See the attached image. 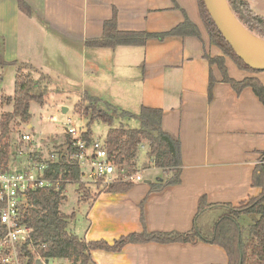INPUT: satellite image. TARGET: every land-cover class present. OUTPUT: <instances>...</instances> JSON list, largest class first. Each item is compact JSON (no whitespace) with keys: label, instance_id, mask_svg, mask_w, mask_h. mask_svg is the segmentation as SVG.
<instances>
[{"label":"crops","instance_id":"1","mask_svg":"<svg viewBox=\"0 0 264 264\" xmlns=\"http://www.w3.org/2000/svg\"><path fill=\"white\" fill-rule=\"evenodd\" d=\"M18 1L0 0L4 61L36 67L46 74L47 82L53 73L62 72L68 78H74L75 71L95 77L100 91L85 94L99 98L102 107L110 104V110L117 113L137 115L141 106L160 108L162 128L180 144L178 183L150 190L151 182L166 179V173L152 165L145 168L155 172L151 178L144 177L143 169L136 166L142 179L123 192L86 185L91 196L80 197V220L70 231L86 240L107 242L143 230L187 232L193 226L201 196L209 204L237 205L260 192L252 185V175L264 151V105L249 86L237 93L222 80L216 64L208 62L205 55L222 53L209 40L197 0H21L30 7V14L19 8ZM114 11L120 30L163 32L188 18L200 36H168L160 41L148 40L145 45L115 48L85 46L86 38L101 34L103 22ZM35 19L49 34L38 60L28 37L19 35L27 21ZM224 63L230 78L240 81L253 77L264 86V70L241 68L227 55ZM209 71L214 79L211 87ZM108 80L110 83L103 86ZM92 138L96 139L94 135ZM63 139L54 145L65 146ZM28 144L14 154L13 163L23 162L20 156L26 158L28 152L37 158L51 151ZM212 211L200 215L202 223L210 220ZM73 212L69 222L75 219ZM243 216L251 215H240V224ZM226 263L222 247L196 240L130 242L119 251L93 249L88 264Z\"/></svg>","mask_w":264,"mask_h":264},{"label":"trees","instance_id":"2","mask_svg":"<svg viewBox=\"0 0 264 264\" xmlns=\"http://www.w3.org/2000/svg\"><path fill=\"white\" fill-rule=\"evenodd\" d=\"M238 20L257 37L264 40V16L252 12L246 0H227ZM199 14L212 44L219 48L221 55L209 57L205 55L210 64H216L221 72L222 80L229 82L232 88L239 93L245 86L251 87L261 103L264 105V86L253 77L240 81L230 78L224 63V55L231 57L236 64L249 71H258L248 66L237 56L224 39L212 18L210 17L203 0H197ZM19 8L30 14L28 7L21 0ZM200 36L199 30L188 18L178 23L173 28L163 32H148L134 30H120L117 28V18L114 11L111 18L103 22L102 32L99 36L86 38L84 45L87 47L115 48L119 45H145L148 40H163L168 36ZM4 65L16 64L15 61H4ZM42 78H35L29 72L16 67L14 75L13 95L0 97L2 104L11 105V109L0 114V140L5 142V151L2 161L8 159V138L12 125L27 123L31 113V101L43 104L47 94L42 86ZM214 79L209 71V87ZM89 101V119L85 125L82 137L87 143L93 139L91 124L94 120H101L109 125L101 144L107 152V157L119 167L128 170L136 169L139 148L147 146L145 155L152 165L166 173L163 182L150 183V190L159 189L165 185L176 184L180 181L181 155L179 141L166 132L161 125L162 110L148 106H141L137 115L127 111L117 113L110 110V104L99 105V98L85 94ZM135 117L139 126L129 127L120 123L112 126L115 116ZM69 136L66 134L65 146L57 145L52 151L57 155L56 160L45 170L44 175L54 180V185L44 189L28 191V205L20 211V223L32 229L30 238L22 244V259L25 264H35L36 257L46 260L71 259L77 264H88L91 260L93 249L119 251L126 243L156 241L167 243L171 241L204 242L219 245L227 254L226 264H264V151L262 162L256 165L252 175V185L259 187L260 192L237 205L229 203L206 202V198H199L197 212L193 226L187 232H131L122 235L112 242L104 239L86 240L68 229L69 221L74 217V212L64 213L60 210V203L65 199L64 189L68 183L77 185L81 197H90L87 186L82 182L81 170L76 162H67L69 152ZM65 147V148H64ZM64 148V149H63ZM71 149V148H70ZM132 182H114L105 189L108 191L123 192L132 186ZM2 203H0V207ZM142 219L143 201L139 204ZM208 209L218 212L216 218L205 224L200 215ZM255 215L243 233V226L238 218L240 215ZM0 264H7L0 260Z\"/></svg>","mask_w":264,"mask_h":264},{"label":"rangeland","instance_id":"3","mask_svg":"<svg viewBox=\"0 0 264 264\" xmlns=\"http://www.w3.org/2000/svg\"><path fill=\"white\" fill-rule=\"evenodd\" d=\"M249 7L252 12L264 16V0H248ZM25 28L19 32L20 36H27L30 46H33V53L35 54V59H41L40 53L44 51V46L48 42L49 34L45 33L40 29V24L38 20L27 23L24 26ZM29 28V29H27ZM3 41L0 39V97L4 95H13L14 91V75L16 72V67L22 68L24 72H29L35 78H44L42 79V86L46 89L47 94L45 96V101L43 104H40L36 101H31L29 105V111L31 113L30 120L27 123H22L19 125L13 124L11 133L9 134L8 140L13 142V150L16 147V151L23 146L29 145L30 142L38 146H45L51 150L55 149L54 144L59 143L66 134L64 131V125L62 122L66 120L67 117H70L77 127H85L89 119V101L85 98V92L89 94H95L97 91H100L98 88V82L95 77L91 76H81L80 71L73 72L74 78H68L65 73H53V77L50 78V81L47 82V76L44 72H41L36 67H33L27 63H16L14 65L7 64L4 65L2 57ZM44 71V70H43ZM76 73V74H75ZM52 75V74H51ZM83 77V79L81 78ZM56 78V79H54ZM58 80V81H56ZM59 83L60 85L56 84ZM110 83V80L103 82V86ZM101 106V105H100ZM67 108L66 112H62V108ZM102 107V106H101ZM11 109V105L2 104L0 101V114L4 111ZM50 116H55L56 121H49ZM125 122L129 127L139 126V122L135 117L124 118L123 120L119 117H114L112 126H118L120 122ZM123 123V124H125ZM31 125L32 127H29ZM109 125L97 119L94 120L91 124V130L96 139L100 142L105 137L106 131L108 130ZM27 133L30 135V140L26 143L19 142L20 135ZM66 138V137H65ZM65 138L63 141L65 142ZM146 144L140 146L138 159L136 161V166L141 170V173L144 177H153L155 174L154 171L146 170L145 168L152 167V163L149 158L145 155ZM26 151V150H25ZM20 159L24 161V157L20 156ZM16 166H20L21 163H13ZM145 169V170H144ZM83 171H86V168H82ZM65 199L60 203V210L64 213H71L75 211V219L69 222L68 229L72 230L74 223H79L80 220V209L78 208V202L80 201L81 191L77 190V185L74 183H68L64 189ZM79 194V196H78ZM79 197V198H78ZM218 212L211 213V221L214 220ZM255 218V215L252 216H243L242 226L243 233L246 232L248 225ZM54 264H77L71 259H55L53 260Z\"/></svg>","mask_w":264,"mask_h":264},{"label":"built area","instance_id":"4","mask_svg":"<svg viewBox=\"0 0 264 264\" xmlns=\"http://www.w3.org/2000/svg\"><path fill=\"white\" fill-rule=\"evenodd\" d=\"M50 116L49 121H56ZM65 134L69 136L67 162H76L81 170L82 182L86 185L107 187L114 182H136L142 179L139 170L119 167L107 157V152L98 139L90 143L82 137L83 126L77 127L67 117L64 122ZM30 135L23 133L19 142H28ZM8 140V159L2 161L5 142L0 140V260L7 264H25L22 259V244L29 238L32 229L20 223V211L28 205V191L44 189L54 185V180L44 175L45 170L56 160L57 155L51 150L40 157L26 153L25 161L15 166L16 147ZM71 148V149H70ZM85 167L86 171L82 168ZM39 264H54L53 260L36 257ZM36 264V263H35Z\"/></svg>","mask_w":264,"mask_h":264},{"label":"water","instance_id":"5","mask_svg":"<svg viewBox=\"0 0 264 264\" xmlns=\"http://www.w3.org/2000/svg\"><path fill=\"white\" fill-rule=\"evenodd\" d=\"M203 3L214 24L235 54L248 66L257 70H264V46L257 43L261 38L246 29L235 16L228 1L203 0ZM66 111L67 108L63 107L62 112ZM39 263L40 261L37 260L36 264Z\"/></svg>","mask_w":264,"mask_h":264},{"label":"bare ground","instance_id":"6","mask_svg":"<svg viewBox=\"0 0 264 264\" xmlns=\"http://www.w3.org/2000/svg\"><path fill=\"white\" fill-rule=\"evenodd\" d=\"M257 43H258L259 45H261V46H264V40H261V39H260V40L257 41Z\"/></svg>","mask_w":264,"mask_h":264}]
</instances>
